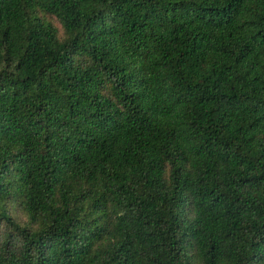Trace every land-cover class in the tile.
<instances>
[{"label":"trees","instance_id":"obj_1","mask_svg":"<svg viewBox=\"0 0 264 264\" xmlns=\"http://www.w3.org/2000/svg\"><path fill=\"white\" fill-rule=\"evenodd\" d=\"M0 264H264V0H0Z\"/></svg>","mask_w":264,"mask_h":264},{"label":"rangeland","instance_id":"obj_2","mask_svg":"<svg viewBox=\"0 0 264 264\" xmlns=\"http://www.w3.org/2000/svg\"><path fill=\"white\" fill-rule=\"evenodd\" d=\"M51 20H52L53 25L57 28L59 36H62L63 30H62L61 25L58 22H56L54 19H51ZM10 213H11L12 218L20 223H25L27 221L24 214L16 208H12Z\"/></svg>","mask_w":264,"mask_h":264}]
</instances>
